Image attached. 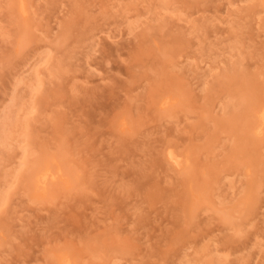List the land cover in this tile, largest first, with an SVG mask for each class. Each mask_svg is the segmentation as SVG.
<instances>
[{"label":"rangeland","instance_id":"obj_1","mask_svg":"<svg viewBox=\"0 0 264 264\" xmlns=\"http://www.w3.org/2000/svg\"><path fill=\"white\" fill-rule=\"evenodd\" d=\"M263 112L264 0H0V264H264Z\"/></svg>","mask_w":264,"mask_h":264},{"label":"bare ground","instance_id":"obj_2","mask_svg":"<svg viewBox=\"0 0 264 264\" xmlns=\"http://www.w3.org/2000/svg\"><path fill=\"white\" fill-rule=\"evenodd\" d=\"M261 117L264 120V112L261 115ZM168 156H169V159L171 160V162H173L177 167L182 166V158L179 157L177 154H175L173 150H171V149L168 150ZM36 176L38 179L37 184L39 187L45 186L49 180L55 181V180H58L61 178L60 171L54 172L51 167L39 168L36 171ZM60 264H73V263H72L70 257L66 256V257L62 258Z\"/></svg>","mask_w":264,"mask_h":264}]
</instances>
